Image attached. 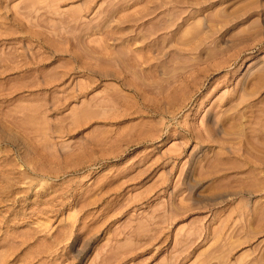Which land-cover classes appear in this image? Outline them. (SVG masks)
I'll return each instance as SVG.
<instances>
[{"label":"rangeland","instance_id":"rangeland-1","mask_svg":"<svg viewBox=\"0 0 264 264\" xmlns=\"http://www.w3.org/2000/svg\"><path fill=\"white\" fill-rule=\"evenodd\" d=\"M0 264H264V0H0Z\"/></svg>","mask_w":264,"mask_h":264}]
</instances>
